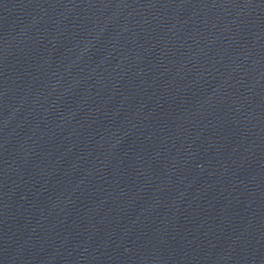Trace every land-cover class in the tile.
<instances>
[{
    "label": "water",
    "instance_id": "95a60500",
    "mask_svg": "<svg viewBox=\"0 0 264 264\" xmlns=\"http://www.w3.org/2000/svg\"><path fill=\"white\" fill-rule=\"evenodd\" d=\"M0 264H264V0H74L0 103Z\"/></svg>",
    "mask_w": 264,
    "mask_h": 264
}]
</instances>
